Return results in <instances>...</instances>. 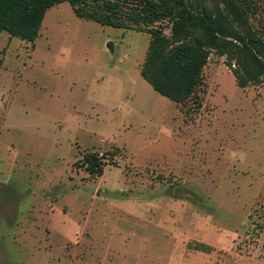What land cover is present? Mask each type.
<instances>
[{
  "label": "rangeland",
  "instance_id": "obj_1",
  "mask_svg": "<svg viewBox=\"0 0 264 264\" xmlns=\"http://www.w3.org/2000/svg\"><path fill=\"white\" fill-rule=\"evenodd\" d=\"M148 43L66 2L33 43L0 34V264H264V76L240 88L212 52L201 106L175 104Z\"/></svg>",
  "mask_w": 264,
  "mask_h": 264
},
{
  "label": "trees",
  "instance_id": "obj_2",
  "mask_svg": "<svg viewBox=\"0 0 264 264\" xmlns=\"http://www.w3.org/2000/svg\"><path fill=\"white\" fill-rule=\"evenodd\" d=\"M258 1L0 0V34L33 43L47 9L66 2L78 19L146 33L141 78L167 100L182 105L191 101L198 109L196 89L212 52L224 57L240 88L264 76V39L250 22ZM83 161L90 174H102L96 155Z\"/></svg>",
  "mask_w": 264,
  "mask_h": 264
},
{
  "label": "water",
  "instance_id": "obj_3",
  "mask_svg": "<svg viewBox=\"0 0 264 264\" xmlns=\"http://www.w3.org/2000/svg\"><path fill=\"white\" fill-rule=\"evenodd\" d=\"M108 47L110 48L111 46L110 45H108ZM111 49V48H110Z\"/></svg>",
  "mask_w": 264,
  "mask_h": 264
}]
</instances>
